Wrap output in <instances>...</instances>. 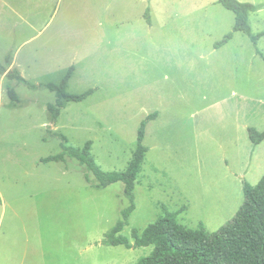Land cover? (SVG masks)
<instances>
[{"label":"rangeland","instance_id":"rangeland-1","mask_svg":"<svg viewBox=\"0 0 264 264\" xmlns=\"http://www.w3.org/2000/svg\"><path fill=\"white\" fill-rule=\"evenodd\" d=\"M249 21L254 35L264 32V8ZM234 24L217 0H0V63L10 57V74L29 82H0V264H136L149 255L152 247L102 244L129 205L123 183L97 190L76 159L41 160L63 152V135L69 147L92 141L104 171H125L154 113L123 234L134 243L133 229L165 210L185 208L179 222L209 234L235 218L244 182L264 176V141L249 138V128L264 131V37L261 55L241 32L216 49ZM72 65L68 93L96 91L52 123L56 95L44 85Z\"/></svg>","mask_w":264,"mask_h":264},{"label":"trees","instance_id":"trees-1","mask_svg":"<svg viewBox=\"0 0 264 264\" xmlns=\"http://www.w3.org/2000/svg\"><path fill=\"white\" fill-rule=\"evenodd\" d=\"M225 9L235 15L233 31L227 34L222 41L215 44L219 49L227 45L235 33H243L253 42L257 53L259 40L264 37V32L254 35L250 25V14L256 13L264 8V4H253L239 0H217ZM148 25H152L150 8L145 14ZM7 66L12 65L10 57L6 60ZM7 66L0 63V75L18 79L20 82L29 84L21 75H12ZM75 66L66 71L65 76L58 84L44 85L55 93L56 100L48 106L50 120L56 123L64 109L70 103H81L95 93L90 89L82 94H70L67 91L68 83L73 77ZM12 107L16 108L18 97L14 92H9ZM157 118V113L149 115L142 121L138 132L137 147L132 160L125 171H104L92 155L93 142L88 141L83 148L66 146L68 140H63V152L56 156L42 159L41 162H65L67 157L76 159L85 167V176L88 183L97 190H103L116 183L124 184V195L129 205L121 211V217L114 227L105 235L102 242L108 247L124 246L127 249L150 248L149 255L141 257L136 264H264V176L256 186L244 182L245 201L241 210L235 218L223 226L218 232L209 234L203 225L198 229H189L179 222V216L185 210L170 212L165 210V216L156 222L149 224L143 232L133 229L131 243L130 238L123 234L126 227L130 225L131 217L135 212L136 205V183L143 171L148 148L144 145L146 128L149 122ZM249 138L254 147L264 141V131L249 128ZM93 175L94 180L91 179ZM2 198L0 195V204Z\"/></svg>","mask_w":264,"mask_h":264},{"label":"crops","instance_id":"crops-1","mask_svg":"<svg viewBox=\"0 0 264 264\" xmlns=\"http://www.w3.org/2000/svg\"><path fill=\"white\" fill-rule=\"evenodd\" d=\"M8 72H9V69H8ZM21 73V72H20ZM22 76H23V74H21ZM2 76V78H0L1 80H0V82H2L3 83V81H4V79H5V75H0V77ZM24 77V76H23Z\"/></svg>","mask_w":264,"mask_h":264}]
</instances>
